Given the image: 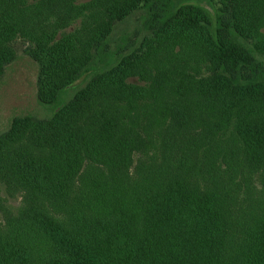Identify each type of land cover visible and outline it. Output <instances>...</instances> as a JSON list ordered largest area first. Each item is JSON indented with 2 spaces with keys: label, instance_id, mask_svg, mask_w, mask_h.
Listing matches in <instances>:
<instances>
[{
  "label": "trees",
  "instance_id": "1",
  "mask_svg": "<svg viewBox=\"0 0 264 264\" xmlns=\"http://www.w3.org/2000/svg\"><path fill=\"white\" fill-rule=\"evenodd\" d=\"M207 6L208 0L142 4L148 14L143 28L154 37L185 26L202 29L210 42L213 70L206 83L191 87L195 78L180 73L171 89L175 101L162 98L166 93L160 82L140 69L130 71L133 62L160 57L164 49L158 42L164 37L143 39L141 57L129 52L128 44L109 52L98 40L94 51L100 59L116 54L118 61L106 72H92L85 62L77 66L72 82L91 72L95 96L111 92L110 97L124 99V112L135 117L128 119L135 125L126 131L138 138V145L135 140L126 146L129 136L122 131L121 136L107 131L115 125L105 115L96 117L99 123L90 138L69 120L56 140L39 131L30 132L27 144L12 139L11 145L21 144L11 151L13 157L0 155V180L7 188H23L25 195L16 208L0 197V264H264V67L258 57L264 58V44L247 43L241 30ZM0 7V42L25 29L40 34L45 45L55 38L56 31L48 38L41 31L42 3L14 11L0 0ZM68 11L67 17L87 15L85 5H71ZM129 11L116 9L119 21ZM16 18L18 29L11 23ZM65 47L74 48L73 41L60 37L52 43L47 65L55 66L51 62L57 53L68 57ZM13 58L1 57L0 74ZM51 71L59 78L55 67ZM132 76L143 85L125 84ZM104 77L108 85L99 84ZM71 83L57 87L49 99L38 94L39 101L53 104ZM64 111L65 104L56 117ZM149 149L157 155L152 163L144 159ZM179 156L186 161L178 162ZM131 164L135 176L125 171ZM85 180H91L90 193ZM252 188L256 192L249 196L257 200L250 202L245 193Z\"/></svg>",
  "mask_w": 264,
  "mask_h": 264
},
{
  "label": "rangeland",
  "instance_id": "2",
  "mask_svg": "<svg viewBox=\"0 0 264 264\" xmlns=\"http://www.w3.org/2000/svg\"><path fill=\"white\" fill-rule=\"evenodd\" d=\"M3 1L10 3L14 11L17 7L26 9L27 5L34 2L42 3L45 9L41 18L43 21H40L41 31L46 33L47 38L55 31L56 34L54 39H48L46 45L41 42L40 34L37 35V33H33L29 29L12 31L6 36L7 38L9 37L6 41L0 42V49L4 52V56L2 55L1 57L5 58L7 55L14 57L4 66L2 74H0V155L3 153L5 157H13L14 153L11 151L16 149L21 142L11 145L12 139H20L23 144H27L29 139L26 137L33 131H39L40 135H46L55 140L60 138L58 131L62 130L61 125L65 127L69 120L72 121L74 126L82 127L86 137L88 135V138H90L94 134L95 126L99 123L96 117L101 115L111 118L112 125H115L107 131H113L116 136H121L122 131L125 136H129L126 146L133 145L135 140L136 145H138V138H135L134 135H129L126 131L128 129L127 126L130 128L135 125L132 124V120L130 123L128 119L135 117L127 116L126 112H124L123 103L125 101H123V98L110 97L111 92L107 93L106 97L95 96V91L98 88L95 82L90 81L91 72L82 73L75 82H72V80L79 73L77 66L80 62L87 63L92 72H106L118 61L119 58L116 54H108L104 60L100 59V56L94 51V45L98 40L105 41V46L109 52L116 49L119 45L128 44V51H133L134 55L138 54L141 57L140 51L143 47L141 49L138 47L141 43H144L143 39L148 38L152 41H157L159 37H164L159 36L157 38L156 35L154 37L153 33L143 28L148 14L142 4L144 1H149L150 3L154 0H131L132 2H129L130 0L128 2L126 0ZM208 1L210 9L221 15V19L224 22L231 24L246 35L245 41L247 43L254 41L264 44V0H227V7L224 6L223 0ZM71 5H85L87 15H84L85 17L83 15L78 16V13H76L67 17L70 14L68 8ZM119 8L125 11L130 10L126 20L119 21L116 12V9ZM30 10H35L33 5ZM46 18L51 22L50 26L45 21ZM11 23L18 29L20 23L17 18L12 20ZM103 24H105L104 27ZM107 25L108 27L112 25L110 31L105 30ZM56 27L58 28L56 29ZM165 33L164 38L166 40L163 38V40L159 39L158 42L164 49L163 54L160 57L155 56L149 63L133 62V68L130 71L133 73L135 69H140L141 72L143 71L148 75L150 80L154 78L157 82H160L163 86L162 92L166 93L162 98L169 102L175 101L173 96H171V89L172 85L178 83V80L176 81L175 79L180 76V73L188 74L195 78V81L190 85L191 87L203 86L206 83L205 80L211 74V70H213V65L210 63V42L202 29L177 26L170 28ZM60 37H63L64 40L71 39L74 43V48L65 47L68 51V57H60L58 53L55 54L56 56H53L55 60L53 61L52 59L51 62L55 66L50 67V65H47L45 54L48 53L47 50L50 45L59 40ZM177 42L181 43V46H174L175 44L173 43ZM92 56L93 58L90 61ZM258 57L264 67V58ZM67 60H71V62L66 63ZM54 67L59 78L54 79L51 76L54 74L51 71ZM45 69L47 72L43 74ZM241 73H238V76H241ZM105 79L107 77H104L99 84L108 85L105 83ZM66 83H71V85L60 92L59 100L47 105L39 101L38 94H41V99H49L54 96L57 87L60 88ZM124 83L133 86L143 85V82L137 76L124 79ZM119 85L121 86V83ZM128 88L131 89L132 87ZM192 94L195 96L197 92L192 91ZM64 104L65 111L57 118L58 109ZM76 105L84 108L81 107L82 110L75 111L79 107ZM183 107H186L185 104ZM86 108L87 112L85 111ZM81 112L82 114H80ZM50 125H55L56 128L53 131L45 129ZM166 128L167 126H164L163 130L166 131ZM161 144L158 141V146L162 147V145H165L164 143ZM153 152L154 150L149 149L147 151L149 157L144 156V159L152 163L157 157ZM177 161L184 163L186 160L179 156ZM85 162L87 160L84 159V164ZM243 167L246 166L244 165ZM103 171L108 175L110 174L108 167L103 168ZM125 171H127L128 175L135 176L137 174L136 167L133 164L129 165ZM123 177L127 176L123 175ZM255 179L260 188V180H258L256 175ZM85 184L86 192L90 193L91 180H85ZM101 189H104V187ZM261 189L264 190V187ZM248 192L245 193L247 196L245 198L250 202L257 200L251 198L256 192L255 189L252 188ZM24 195L25 190L23 188H7L0 180V197L5 199L8 205L15 208L18 207ZM239 196L241 200H244L243 194H239ZM240 204L238 205L240 206ZM0 219H2V213H0Z\"/></svg>",
  "mask_w": 264,
  "mask_h": 264
}]
</instances>
